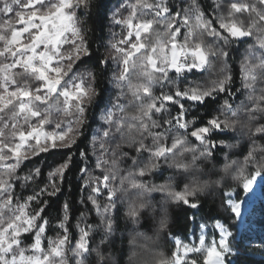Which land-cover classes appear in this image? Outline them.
<instances>
[{
  "label": "trees",
  "instance_id": "1",
  "mask_svg": "<svg viewBox=\"0 0 264 264\" xmlns=\"http://www.w3.org/2000/svg\"><path fill=\"white\" fill-rule=\"evenodd\" d=\"M135 2L90 0V7L73 10L77 14L76 25L82 27L81 34L95 51L96 58H103L108 63L91 65L95 67L92 69L94 79L84 81V87H94L97 96L90 101L84 98L83 114L75 102L65 111L62 97L59 107L49 113L53 125H63L61 131L71 127L72 134L83 133L71 150L74 163L62 182V191L56 197H44L52 201L54 208L63 202L70 204L71 231L65 243L63 262L127 264V258L138 253L136 258L143 260L144 264L170 263L174 250L171 233L187 240L195 216L204 222L217 220L229 230L230 251L224 258L226 264H264V188L253 208L256 212L253 235L245 228L238 231V221L227 204L226 196V192L234 190L235 199L239 201L244 195L242 184L245 180L256 172L264 177V135L257 132V129L264 130V45L261 44L264 40V8L258 7L259 0H218L221 7L214 11L212 0H198L208 10L206 18L210 16L216 17L217 22H234L250 35L233 37L226 30H217L216 34L209 35L211 29L198 24L195 13L190 11L191 31L184 43L190 49L200 46L206 54V64L200 71L192 69L175 73L171 70L168 75L156 71L149 79L145 62L138 56L130 63L124 79H120L121 61L113 55L111 45L124 33L113 22V13L119 9L116 17L128 15L131 9L127 5ZM147 2L155 3L157 0ZM231 2L248 4V11L237 13L231 8ZM169 4L177 11L192 7L190 0H169ZM137 18H151V14L144 16L143 12L138 13ZM4 19L0 17V23ZM167 22L162 19L154 25L146 43L155 44L154 34L163 33ZM162 39L166 41L168 37ZM2 46L3 42H0ZM65 48L66 51L71 50V45ZM149 51L150 48H146L143 56ZM3 60L0 58V62ZM227 76L232 77L228 92L220 93L217 86ZM18 80L23 83L21 78ZM144 87L149 89L147 93L143 91ZM177 88L190 94L194 90L199 94L217 89L213 93L212 99L216 103L212 106L211 116L205 119H216L221 127L213 129L209 125V132L203 133L202 137H193L188 130L193 120L191 114L195 112L205 116V108L177 97V104L183 102L189 115L187 120L182 117L176 121V105L158 99L163 95H174ZM152 103L163 104V107L157 112L149 108ZM145 111L148 115H144ZM109 113L112 114L110 121L106 119ZM77 121L81 122L79 126ZM225 123L231 127H223ZM215 132L221 135L215 140L216 147H212ZM162 145H166L168 150L156 154ZM140 146H143V151L135 152ZM84 150L87 151L86 158L79 154ZM63 155L59 150L42 154L38 163H25L17 173L19 176L15 173L9 176L6 170H0V184L10 182L5 188L10 200L14 196L11 203L23 202L28 194L38 190L35 182L23 180L33 165L43 168L46 173ZM223 165H229L231 175L237 178L225 180L220 187L213 183L205 195L197 192L194 197L202 204V210L188 211L187 227L177 231L173 222L179 219L184 223L185 216L172 194L183 192L185 186L196 189L205 180L214 182L221 175ZM78 166H86L88 171L78 172ZM101 173L107 178L111 199L106 194L101 196L97 200L99 210H95L86 199L88 191L83 188V180H90L92 186L99 182L103 190ZM17 181L18 186L13 190L10 184ZM161 185L166 187L161 189ZM29 207L31 212L35 205L30 203ZM133 210L135 217L129 215ZM251 215H246L247 225ZM57 223V213L52 211L46 239L61 238ZM76 225L88 233L82 241ZM72 238L78 239L73 243ZM21 240V244L30 245L28 234H23ZM80 243H83V248L79 247ZM193 257L203 256L196 254Z\"/></svg>",
  "mask_w": 264,
  "mask_h": 264
},
{
  "label": "snow or ice",
  "instance_id": "2",
  "mask_svg": "<svg viewBox=\"0 0 264 264\" xmlns=\"http://www.w3.org/2000/svg\"><path fill=\"white\" fill-rule=\"evenodd\" d=\"M190 3L192 4L191 9L187 6L177 11L170 6L169 0H157L155 3L136 0L135 3L127 5L131 9L127 17L116 20L119 9L113 13V22L124 25L127 29L123 38L112 45L113 50L123 54L124 74L128 72L127 65L130 61L146 48H150V51L144 56V60L146 67L152 71L164 72L168 75L171 69H175L176 73H182L185 68L191 71L199 67L204 61V52L200 46L191 49L199 63L188 66L182 65L180 61V56L189 51L184 41L191 31L189 28L192 18L190 11L195 13L194 18L198 24L211 29L209 35L216 34L217 30H226L233 37L250 35V32L234 22H217L216 17L210 16L206 18L208 10L203 8L198 0H194V3L190 0ZM90 5V0H57V2H52V0H0V17L5 18L3 23H0V42H3V46L0 47V58H4L3 62H0V170H6L9 176L12 173L17 175L25 163L33 161L38 163L42 154L53 150L64 153L63 158L51 166L46 173L43 168L33 165L23 176L24 181L35 182L38 190L26 196L11 223L0 227V264H7V257L3 255L4 253L10 252L13 246H21L22 234L29 235L30 248L35 251L43 252L45 242L47 248L53 244L51 238H45L46 230L50 226L52 211L57 213L56 227L61 233V238L55 246L50 247V251L59 255L60 246L69 240L68 234L71 231L69 202H63L58 208H54L52 201L44 197H56L62 191V182L74 163L70 155L71 150L79 142L83 133L72 134L71 127H68L67 131H61L63 125H53L49 113L59 107L62 97L66 106L65 111L75 101L79 112L83 114L85 112L84 98L90 101L97 96L94 87H84V81L94 79L92 69L95 67L91 65L107 64L108 61L96 58L95 51L81 34L82 27H77L75 23L77 14L73 11L81 7L88 8ZM212 6L214 11H218L221 7L218 0H212ZM230 6L237 13L242 10L246 12L249 8L248 4L236 2H231ZM258 7L264 8V0H259ZM142 12L144 16L150 13L151 18H137L138 13ZM162 19L168 20L164 32L154 34L155 44L146 43V38L153 33L154 25L160 23ZM16 25L21 26L16 27ZM69 33H71V38L68 36ZM164 36L168 37L166 41L162 39ZM261 44L264 45V40ZM68 45H71V50L66 51L65 46ZM224 55L227 56V53ZM9 59L10 62H8ZM157 59L166 62V68L158 67ZM147 74L148 78L152 79L151 71ZM18 77L23 80V83L18 80ZM29 80L33 83L29 84ZM231 80L232 77L227 76L219 82L217 87L220 93L228 92L227 86ZM69 81L72 82L71 85ZM77 81L80 82L77 83ZM216 90L212 89L199 94L194 90L190 94L177 88L174 95H163L158 99L164 103L176 105V116L174 117L176 121L182 117L187 120L189 115L183 102L177 104V97L191 100L204 107L205 116H199L195 112L191 114L193 120L188 129L193 137H202L203 133L209 132V125L213 129L221 127L216 119H205L211 116L212 106L216 103L212 99ZM143 91L147 93L149 89L144 87ZM162 107L163 104L158 105L157 103L149 106L157 112ZM144 115H148V112L145 111ZM106 119L110 121L112 114L109 113ZM80 123L77 121L78 126ZM223 127H231V125L225 123ZM54 128L55 131H53ZM257 132L264 135V130L257 129ZM104 135L107 136V133L105 132ZM220 135L219 132L213 133L212 147H216L215 140L219 139ZM167 150V146L162 145L156 150V154H163ZM139 151H143V146L135 150V152ZM135 152L132 153L133 156ZM79 154L84 158L87 157L86 150ZM77 171L86 173L88 169L86 166H78ZM142 174L143 170H141ZM100 175L104 181L103 190L99 182L97 186H92L90 180H83L82 177L83 188L88 191L86 199L95 210H99L97 200L101 196L106 194L108 199H111L107 178L103 176V173ZM37 178H40L39 182ZM18 182L10 184L13 190L15 186H18ZM9 183L0 184V191H3ZM165 187V185L160 186L161 189ZM195 190V188L189 189L185 186L183 192L172 194L185 216L184 223H181L179 219L173 222V227L177 231L187 227L188 211L202 210V204L194 197ZM13 200L14 196L7 203ZM30 203L35 205L31 212L28 211ZM116 211L118 212L119 209ZM129 215L135 217L136 212L130 211ZM76 227L79 228V225ZM203 227H207V224H203ZM213 227L219 229L220 233H225L223 223L215 221ZM79 231L81 233L79 239L82 241L88 233L85 228H79ZM171 236L174 243L175 264H224L223 252L228 247V242L223 235H221L219 244L213 242L204 249L206 254L202 258L190 255L200 252L201 249L191 243H185L174 232ZM77 239L72 238L73 243ZM199 243L203 246L205 237H200ZM79 247L83 248V243H80ZM24 259L25 257L21 255L20 260ZM27 259L29 264H47L49 257H29ZM11 264H17L16 258L12 259Z\"/></svg>",
  "mask_w": 264,
  "mask_h": 264
},
{
  "label": "rangeland",
  "instance_id": "3",
  "mask_svg": "<svg viewBox=\"0 0 264 264\" xmlns=\"http://www.w3.org/2000/svg\"><path fill=\"white\" fill-rule=\"evenodd\" d=\"M52 2H57V0H52ZM123 15L124 14L118 15L119 17H116V20H119V19H122V18H125L128 16V15H124L125 17H123ZM115 24L123 29V33H124L123 36H124L126 34V31H127L126 27L124 25H121V24H117V23H115ZM20 26L21 25H18V27H20ZM68 36H69V38H71V33H69ZM122 38L121 37L118 38L117 41L119 39H122ZM116 42H113L112 45L116 44ZM119 47H122V46H119ZM188 49H189V51H187L186 53H184L183 55L180 56L181 64L191 66L193 63H199L197 58L192 54L191 49L190 48H188ZM112 51H113L112 52L113 55L118 56V60L121 61V66L119 67L118 75H119L120 79H121V76L123 75V79H124V77L126 76V74L128 72L126 74H124V72H123V69L125 67V65L123 64V54L116 52L115 50H113V48H112ZM143 51L144 50H142L141 53H139L135 58H133V60L130 61V63H132L138 56H139L138 58L140 59V61L145 62L144 56H143ZM138 62H139V60H138ZM130 63L127 65L128 71H129ZM205 64H206V54L204 53L203 63L200 64L199 67L193 68V69L200 71L205 66ZM157 66L166 68L167 65H166V62L162 61V59H157ZM145 68L148 72L151 71V74L156 72V71H152L150 68H147L146 62H145ZM171 70H169V71H171ZM157 72H159V71H157ZM159 73L165 74L164 72H159ZM69 85H71V83H69ZM75 103H77V102H75ZM72 105H73V103H72ZM11 163H14V161ZM242 187L244 190V195H243L242 199L239 201H237L235 199V191L234 190L226 192L227 204L231 208L232 212L235 214L236 219L238 221V225L241 226V229L245 228L247 231H249L253 235V233H254L253 227L255 226L253 223V218L256 217V212H254L255 209H253V208H254L255 204L257 203L258 195L260 194L261 190L264 188V177H263V175L259 172L254 173L250 179L245 180L243 182ZM6 189L7 188H4L3 191H0V216H1L0 218H2V220H0V227L6 226L8 223H11L15 219V216L18 214L19 206L22 203H24V201H25L24 200L23 202H19L17 204L7 203V201H11V200L8 196V193L6 192ZM29 208H28V211L30 212ZM250 213L252 215H251L250 220H248L249 225H247L246 215L250 214ZM239 214L243 215V220L241 223H239V218L237 216ZM215 221H217V220L204 222L199 217H195V219H192L191 232L188 236V239L184 240V242L185 243H191L196 248L201 249V251L198 253H195V254H190L191 256H194L196 254H199L202 256L205 255L206 253H205L204 249L209 247L213 242H215L216 244H219L221 235H223V238L228 242V239L230 237L229 230L224 226L226 234L220 233L219 229L213 227V224ZM203 224H207V227H203ZM250 229H251V231H250ZM200 237H205V244L203 246H201L199 243ZM178 238H180V237H178ZM59 239L60 238L52 239L53 244L50 247L55 246L56 242ZM180 239H182V238H180ZM44 247H45V250L43 252H39V251L32 250L30 248V245L26 246V245L21 244V246H13V248L10 252L4 253L3 255L7 257V264H11V261L13 258H16L17 264H29V260L27 258H29V257H33V258L34 257H44V256L49 257L47 264H65L63 262V256L65 253V247H66L65 244L60 246V254L59 255L52 253L50 251V247L47 248V243H45ZM229 251H230V247L228 245V247L223 252V259L225 258L226 254L229 253ZM21 255H23L25 257V259L23 261L20 260ZM165 264H175L174 252H173V261L170 263H165ZM224 264H226L225 261H224Z\"/></svg>",
  "mask_w": 264,
  "mask_h": 264
},
{
  "label": "clouds",
  "instance_id": "4",
  "mask_svg": "<svg viewBox=\"0 0 264 264\" xmlns=\"http://www.w3.org/2000/svg\"><path fill=\"white\" fill-rule=\"evenodd\" d=\"M220 173L221 175L215 179V181H208L205 180L199 187L196 188L194 195L198 192L200 195H205L206 192L210 191L213 183L217 186L220 187L222 186L223 182L228 179L235 180L237 177L231 175V169L229 165H223L220 168ZM131 242V241H130ZM138 253H132L131 256L127 258V264H144L143 260L138 259Z\"/></svg>",
  "mask_w": 264,
  "mask_h": 264
},
{
  "label": "water",
  "instance_id": "5",
  "mask_svg": "<svg viewBox=\"0 0 264 264\" xmlns=\"http://www.w3.org/2000/svg\"><path fill=\"white\" fill-rule=\"evenodd\" d=\"M172 70H173V72H175V73H176V70H175V69H172ZM184 71H189V70H188L187 68H185V69H184ZM237 228H238V231H240V230H241V226H239V225H238V227H237Z\"/></svg>",
  "mask_w": 264,
  "mask_h": 264
},
{
  "label": "bare ground",
  "instance_id": "6",
  "mask_svg": "<svg viewBox=\"0 0 264 264\" xmlns=\"http://www.w3.org/2000/svg\"><path fill=\"white\" fill-rule=\"evenodd\" d=\"M237 216H238V218H239V223H241L242 220H243V215H242V214H239V215H237Z\"/></svg>",
  "mask_w": 264,
  "mask_h": 264
}]
</instances>
